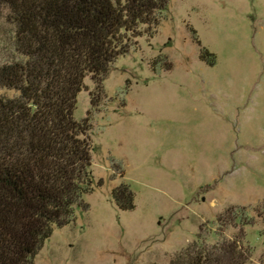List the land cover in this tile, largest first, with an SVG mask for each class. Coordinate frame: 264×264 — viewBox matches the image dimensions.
Masks as SVG:
<instances>
[{"label":"rangeland","instance_id":"obj_1","mask_svg":"<svg viewBox=\"0 0 264 264\" xmlns=\"http://www.w3.org/2000/svg\"><path fill=\"white\" fill-rule=\"evenodd\" d=\"M158 19L110 65L95 106L85 76L74 118H90L86 206L33 264H167L196 235L235 234L216 219L231 205L252 221L251 263L264 259V0H168ZM8 28L0 20V59ZM121 183L131 210L111 197Z\"/></svg>","mask_w":264,"mask_h":264},{"label":"trees","instance_id":"obj_2","mask_svg":"<svg viewBox=\"0 0 264 264\" xmlns=\"http://www.w3.org/2000/svg\"><path fill=\"white\" fill-rule=\"evenodd\" d=\"M167 2L0 0V20L9 26L0 59V264H33L52 227L86 206L91 126L88 115L74 118L76 95L88 76L90 105L98 103L110 65L158 23ZM198 56L214 64L202 46ZM111 197L120 210L134 208L127 184ZM245 211L225 208L216 219L238 224L235 234L214 243L196 235L167 264H252L242 241V227L252 223Z\"/></svg>","mask_w":264,"mask_h":264}]
</instances>
